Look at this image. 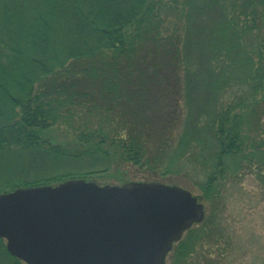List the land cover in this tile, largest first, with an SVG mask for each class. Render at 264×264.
<instances>
[{
    "label": "trees",
    "instance_id": "obj_1",
    "mask_svg": "<svg viewBox=\"0 0 264 264\" xmlns=\"http://www.w3.org/2000/svg\"><path fill=\"white\" fill-rule=\"evenodd\" d=\"M231 86L245 113L220 104ZM263 89L264 0H0V193L119 172L120 162L154 170L159 155L169 158L166 174L206 130L215 141L200 184L208 199L228 177L226 159L264 172V141L243 127ZM75 121L72 139L48 140L52 126ZM34 150L91 167L17 178L15 154ZM186 233L172 264H190L185 257L210 236ZM0 264H23L2 238Z\"/></svg>",
    "mask_w": 264,
    "mask_h": 264
},
{
    "label": "water",
    "instance_id": "obj_2",
    "mask_svg": "<svg viewBox=\"0 0 264 264\" xmlns=\"http://www.w3.org/2000/svg\"><path fill=\"white\" fill-rule=\"evenodd\" d=\"M201 196L159 181L69 178L0 193V238L25 264H165L205 216Z\"/></svg>",
    "mask_w": 264,
    "mask_h": 264
},
{
    "label": "rangeland",
    "instance_id": "obj_3",
    "mask_svg": "<svg viewBox=\"0 0 264 264\" xmlns=\"http://www.w3.org/2000/svg\"><path fill=\"white\" fill-rule=\"evenodd\" d=\"M259 96L264 97V89L260 91ZM238 97L240 100L244 94L235 86H231L223 94L220 104L230 103L237 107L236 111L240 110L245 113L248 110L247 107L235 105ZM253 106L257 107L259 114L249 116L250 123L249 125L244 123V132L254 137L256 142L264 141V99ZM73 125L74 127H69L67 124L52 126L48 131V140L57 142L72 139L73 133L81 128L77 121ZM181 130V126L175 130L174 142L178 139ZM204 132L205 135L195 138L191 135L188 149L184 151L181 158H176L172 164L174 169L172 172L162 173L169 158L159 155V161L154 170L120 162L122 165L119 166V172L109 169L107 173L93 175L92 180L98 184H121L118 178L121 175V178L128 181H159L181 186L199 197L203 193L200 184L205 180L207 171L210 170L212 152L215 150V141L209 138L206 130ZM148 144L151 148L159 146L154 140ZM12 161L14 168L17 169V178L20 179L48 175L57 170L74 168L78 170L91 167L89 163L72 161L56 164L50 157L42 159L35 150L26 158H20L18 154H15ZM224 165L230 167L226 181L219 186L218 191L212 192L208 199H203L202 196L200 199L205 211L202 222L206 223L201 222L191 226L199 230L204 228L210 236L203 243H197L194 250L185 258L190 264H205L206 260L212 264H264V172H257V163H253L255 166L253 168L245 167L246 163L236 168L232 159H226ZM215 232L219 237L212 236ZM184 238L188 239L186 231L180 240ZM178 242L174 243L168 253L165 264H172L176 251L174 247Z\"/></svg>",
    "mask_w": 264,
    "mask_h": 264
}]
</instances>
